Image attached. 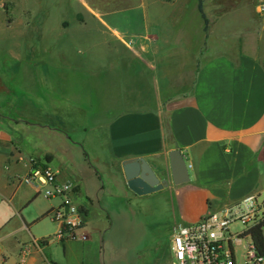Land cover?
Masks as SVG:
<instances>
[{
    "label": "crops",
    "instance_id": "0c3cea01",
    "mask_svg": "<svg viewBox=\"0 0 264 264\" xmlns=\"http://www.w3.org/2000/svg\"><path fill=\"white\" fill-rule=\"evenodd\" d=\"M254 3L206 14L208 34L196 17L145 35L102 19L121 12L103 5L95 22L81 24L103 33L85 62L94 84L62 96L48 87L26 101L18 87H5L17 99L4 106L23 115L0 116V264H105L112 199H170L180 217L173 229L248 195L264 201V16ZM29 102L64 118H26ZM174 150L188 166L181 185L171 180ZM31 158L73 186L86 217L76 239L59 237L48 217L61 198H47L43 181L26 182ZM140 158L169 186L145 196L131 191L123 164ZM100 209L103 219L95 217Z\"/></svg>",
    "mask_w": 264,
    "mask_h": 264
},
{
    "label": "rangeland",
    "instance_id": "374dc122",
    "mask_svg": "<svg viewBox=\"0 0 264 264\" xmlns=\"http://www.w3.org/2000/svg\"><path fill=\"white\" fill-rule=\"evenodd\" d=\"M252 1L205 0V13L214 19L236 4L248 7ZM258 1L255 0V10ZM112 3L117 4L121 12L102 19L117 21L123 27L135 26L142 35L148 29L151 33L163 32L172 20L187 22L197 17L202 24L195 11L198 0H0V89L3 90L0 91V116L23 115L16 113L14 107L4 106L17 99L15 93H5V87L9 90L18 87V95L26 101L38 92L45 96L44 89L48 87L56 90L53 94L62 96L74 88L94 84L95 71L91 72L85 62L87 56L94 59L95 42L103 33L96 28L85 29L81 24L95 22L98 13L95 10ZM143 21L147 22L145 28ZM61 89L68 91L61 92ZM35 106L29 102L26 109L22 108L24 117L39 115L43 120L52 121L64 118L62 110L55 113V109L49 107L38 111ZM131 200L112 199L107 206L113 215L105 237V264H171L173 227L180 221L174 203L170 199L161 205L149 199ZM95 217L103 219L105 216L100 209ZM240 228L241 225L233 227L234 230ZM238 264L243 261L239 260Z\"/></svg>",
    "mask_w": 264,
    "mask_h": 264
},
{
    "label": "built area",
    "instance_id": "2783aa9c",
    "mask_svg": "<svg viewBox=\"0 0 264 264\" xmlns=\"http://www.w3.org/2000/svg\"><path fill=\"white\" fill-rule=\"evenodd\" d=\"M256 11L264 16V0H259ZM31 171L27 183L43 181L50 188L43 194L47 198L60 197L59 206L48 217L58 227L62 239H76L84 228L86 217L74 202V188L60 183L55 172L31 158ZM241 225L242 229L233 227ZM259 229L264 237V201L255 195L210 211L197 222L179 224L173 229L171 264H264L254 244L252 232Z\"/></svg>",
    "mask_w": 264,
    "mask_h": 264
},
{
    "label": "water",
    "instance_id": "95a60500",
    "mask_svg": "<svg viewBox=\"0 0 264 264\" xmlns=\"http://www.w3.org/2000/svg\"><path fill=\"white\" fill-rule=\"evenodd\" d=\"M171 180L175 185L189 181L188 166L180 150L169 154ZM128 187L138 196H145L169 186V179L161 180L153 167L143 158L123 164Z\"/></svg>",
    "mask_w": 264,
    "mask_h": 264
},
{
    "label": "trees",
    "instance_id": "16d2710c",
    "mask_svg": "<svg viewBox=\"0 0 264 264\" xmlns=\"http://www.w3.org/2000/svg\"><path fill=\"white\" fill-rule=\"evenodd\" d=\"M205 0H198V12L204 23V31L208 34L209 31V19L205 13ZM253 241L258 253L264 257V237L259 229H255L252 232Z\"/></svg>",
    "mask_w": 264,
    "mask_h": 264
}]
</instances>
